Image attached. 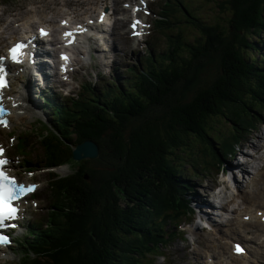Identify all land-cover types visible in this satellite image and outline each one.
<instances>
[{"label": "trees", "instance_id": "obj_1", "mask_svg": "<svg viewBox=\"0 0 264 264\" xmlns=\"http://www.w3.org/2000/svg\"><path fill=\"white\" fill-rule=\"evenodd\" d=\"M162 1L156 26L173 47L141 59L125 81H107L105 90L85 84L69 100L41 96L52 116L51 127L40 131L42 166L69 165L72 172L49 173L47 224L31 226L34 240L21 242L20 264H137L153 256L164 227L187 216L167 183L177 151L192 150L203 134L205 149L218 161L241 135L215 141L208 129L219 120L247 129L253 123L247 111L255 117L264 110V47L258 42L264 0H212L223 18L212 22L193 1ZM88 138L101 148L100 158L74 161L73 147ZM30 147L26 131L16 150L26 157ZM33 164L26 160L23 167ZM144 216L151 229L138 226Z\"/></svg>", "mask_w": 264, "mask_h": 264}, {"label": "rangeland", "instance_id": "obj_2", "mask_svg": "<svg viewBox=\"0 0 264 264\" xmlns=\"http://www.w3.org/2000/svg\"><path fill=\"white\" fill-rule=\"evenodd\" d=\"M132 1L139 0H1L0 4V55L6 52V48L13 40L18 38H25L26 33H32V35H37L38 28L42 25H50L53 30H55V36L53 39L57 41L62 35V25H66L71 28L72 23H63L62 21H94L98 20L100 22H106V25H101L105 29H109L108 32H105L101 36V43H95L96 45H91V52L80 53L78 47L73 49L74 59L81 62L78 68V62L76 61L72 67V72L69 73L71 77L67 83H57L54 82V86L59 85L55 93L61 95L62 97L75 96L79 97L80 93H83L84 84H92L98 89H106L107 81L111 83H116L119 78L123 81L128 77L127 70L132 66L141 67V59L146 55L147 48L153 47L154 50H163L165 46H168L169 39L165 36L162 29H155L156 18L161 11L163 4L162 0H141V1H151L148 5L151 15L149 16L148 26L149 29L146 31V37L143 40H136L135 42L130 41L132 39L130 32V23L129 14L127 9V4ZM186 1V0H183ZM195 6L196 12L200 13L204 19L209 21H214V18L223 20L221 14L222 9L217 8V5L212 4V0H192ZM116 6H119L121 9L120 12L115 11ZM104 9H108L107 12H104ZM127 9V10H126ZM124 10L127 13H124ZM109 18V19H108ZM125 23V27L117 28L119 23ZM221 22V21H220ZM10 23H12L10 25ZM116 29H113V27ZM113 29V30H112ZM112 30V36H110V31ZM16 31V32H15ZM15 32V33H14ZM116 33L118 38L121 36L127 35L129 37L128 43H123L119 39L118 44L119 49L125 52L122 53L121 58H117V55L112 54L111 44L114 41ZM264 39V34L262 35ZM104 39V40H103ZM94 42V41H92ZM91 43V42H90ZM100 44V45H98ZM61 44L55 45V51L57 52L60 49ZM156 47V48H155ZM81 48V47H80ZM55 52V54H56ZM78 68V69H77ZM20 73V72H17ZM20 75V74H19ZM19 79H14V86L10 90V95L15 96L16 100L23 103L17 98V95L22 94L23 90L26 89V83L30 80V76L23 72ZM60 80V78H58ZM65 80V78H64ZM61 79V81H64ZM34 83V82H32ZM35 84V83H34ZM31 93L34 92V89H31ZM41 91V90H40ZM50 90L47 89L45 92L39 94L48 93ZM28 103L31 101L32 106L30 107L35 116H32L28 113H16L10 121L9 127L0 129V144L4 145L7 148V154L11 159L12 165L11 169L15 174L20 175L22 179L29 178L31 175H25L22 171L21 164L24 161V158L19 156L16 153V138L18 137L21 131H27V129L34 128L36 131L37 124L40 121L41 107L39 103L35 100V96L28 95ZM247 105L251 108V102H247ZM24 112V111H21ZM249 114H253L247 111ZM258 113V112H256ZM43 117L49 121V113H41ZM262 119L255 116L258 119V127L255 132H253L250 137L243 144L250 146H259L264 142V112L261 114ZM232 127L229 122L219 120L215 125L214 130L208 129L212 136L224 137L228 136ZM30 135V134H29ZM209 135V134H208ZM38 135L33 134L31 137V150L30 157L33 158L38 156L39 161L43 157V151L38 145ZM205 135L201 134L197 138H194L195 146L192 150L187 151L184 156L183 152L179 153L177 151L176 155L173 157V171L174 175H183L185 179H191L192 181H200L201 183H211L213 184V191L210 194L208 188L205 185H200L196 188L197 194L201 195L205 201L209 202L213 197L215 201L222 203L227 199H230L232 193H236V188L231 185L234 184L235 180L239 181L238 183L242 185V191L249 193L253 186L250 184V178L255 176L258 178V181L264 180L262 175H258L256 171L254 173H245V178H242L240 174L236 172L224 175L223 170L226 166L229 168L230 164H238V157L235 159L228 158L227 164L223 167L211 166L209 170H205V164L201 167V171L198 174H193L189 169V166H183V164L194 163V158L190 157V154H195V158L199 163H202L204 160L213 162L211 156L205 149L204 142H202ZM218 137V138H219ZM243 146V145H242ZM218 147V145H216ZM264 143L260 149V152L256 154L260 156V159H255L251 165H248L247 170H252V165H259L264 163ZM214 153V152H213ZM215 154V153H214ZM254 155V154H253ZM252 157V156H251ZM33 161V160H31ZM196 166V163H194ZM245 166V165H244ZM40 169L39 167L34 168V171ZM70 171V170H69ZM69 171H58L61 175L69 174ZM29 181H35L40 183V189L37 192V195L40 196V200L35 201L27 199L23 202L25 207V213L23 216H27L24 224H28L33 220L34 217H38L40 220L44 219L47 214L48 204L50 202L49 194L47 191V183L49 181V174L46 170H39V172L34 173ZM225 182V183H224ZM169 185V181H167ZM220 183V184H219ZM219 188L215 190L216 187ZM189 193L186 195V198L193 199V206H199L201 209H197V212L188 216L190 218V224L183 225L179 230H182L184 233V239L175 238L172 240L167 249L163 251L166 253L167 258L163 257H154L150 258L146 264H190L189 262H195L196 264H202V257L205 260L209 259L211 262L216 264L218 260L223 261L225 264H240L237 261H243L244 258H233L231 255L232 246L228 245L227 239L236 235L238 232L243 231V228L233 220L232 216L229 215L226 210L219 209H210L211 211L218 212L220 216L206 215L203 216L207 211V208L204 205L199 204L194 201V199L199 200L198 197L194 198L192 192V185H188ZM220 193V197L217 198L216 192ZM211 195V197H209ZM243 196L237 199V203H241ZM234 207L238 205H230V209L233 210ZM234 212V211H233ZM236 213V212H235ZM246 213L245 206H242L239 209L238 214L242 219V215ZM197 216V217H196ZM203 216V217H202ZM248 216V215H246ZM234 217V216H233ZM247 217L244 218V220ZM230 220V222H228ZM173 224H170V228ZM186 226V227H184ZM232 229L235 231L233 232ZM208 233H213V236ZM202 235L206 240H211L208 250L204 248L203 245H199L196 242V238ZM264 236V234H262ZM251 237H254L251 234ZM255 238V237H254ZM186 245H190L186 247ZM200 247L198 252L194 251V248ZM251 250L261 248L258 241H253L251 243ZM251 252V251H250ZM212 253H215V258H212ZM249 254L247 259H249L251 264H262L264 258H255ZM18 256L14 255L11 251L5 250V252H0V264H15L18 261Z\"/></svg>", "mask_w": 264, "mask_h": 264}, {"label": "bare ground", "instance_id": "obj_3", "mask_svg": "<svg viewBox=\"0 0 264 264\" xmlns=\"http://www.w3.org/2000/svg\"><path fill=\"white\" fill-rule=\"evenodd\" d=\"M120 8L119 6H116L115 8V11L117 12H120ZM124 13H127L125 10H124ZM109 19V18H108ZM82 22V21H81ZM83 23V24H82ZM82 26H84V23L85 22H82ZM106 25H107V21L105 22ZM12 23H10L11 25ZM74 25H78V23H73ZM123 28L125 27V23H119L118 24V27L117 28ZM78 29H81V28H72V31L74 32V34H77V31ZM113 29H116V27L114 26ZM112 29V30H113ZM67 30H69V28H65L63 30V33H65ZM89 30L91 31L92 33V37H94L98 42H102L100 41L101 38L99 39L98 37H101L104 35L105 33V30L101 27V26H92V27H89ZM16 32V31H15ZM14 32V33H15ZM27 35V38L29 37H32V33L30 34H25V36ZM110 35L112 36V33H110ZM38 36V35H37ZM69 38H65L63 37V39L60 41H58V44H64L63 46L61 47H65V46H68V45H71V47H73V41L70 42L68 40ZM75 39V38H74ZM90 39V41H88L92 46L93 45H96L95 43H98V42H92L93 40L88 37V40ZM119 39L121 41H123V43H128L129 41V37L127 35H124V36H121L120 38H118V34L116 33L115 35V38H114V41L113 43L111 44V52L112 54L114 55H117V58H121L122 56V53L125 52V55H126V48L124 47V51L123 50H120L119 49V46L118 44H116L117 42H119ZM104 40V39H103ZM81 40H78V41H74L75 43L78 42V45H81V48H78L79 52L80 53H83L84 52V48L86 47V44H83V43H79ZM130 41H133L135 42L136 39H131ZM84 42H87L86 40H84ZM33 44L36 45V48L40 47L37 43L33 42ZM85 45V46H84ZM100 45V44H98ZM62 52H60L59 54H61ZM34 54V53H33ZM35 55H36V58H37V61L36 63L34 62V65H31L30 69L28 70L29 71V74L32 75L31 79L28 80V83H26V89H24V93H26V95H17L19 97V100L23 101L24 104H26V107H20L19 110H24L26 109L27 110V113L28 114H31L32 116H35V113H33V111L31 110L30 108V103H28V95L32 96L31 94V83L34 81L37 85L38 83L41 84L43 86V88L45 89V91H47V89H49V95H52L53 93H55V91L58 87V84L57 86H54V80L52 79V71H51V67L52 65L54 66V60H52V53H51V50L48 46L44 45L42 48H38L35 50ZM46 56L49 57V59H46ZM48 60V61H47ZM65 60H69L72 65H73V61L71 57H68V59H65ZM77 60V59H76ZM78 61V60H77ZM48 63H50V65H48ZM78 63L81 64V62L79 61ZM52 64V65H51ZM62 63H60V66L62 68ZM31 72V73H30ZM64 75V74H63ZM62 75V76H63ZM66 80V79H65ZM64 80V81H65ZM55 81L58 83V79L55 75ZM40 93V92H38ZM57 93V92H56ZM55 93V94H56ZM38 96V95H37ZM15 102H17V100H15ZM15 110V109H14ZM18 108H16L15 111H17ZM41 111L43 113H46L47 114V110H43L41 109ZM49 113V112H48ZM48 115V114H47ZM49 119L52 121V116L51 114L49 113ZM41 123V121H39ZM27 132L28 134H30V136H33V134H37V128H36V131L34 130V128H31V129H27ZM26 138V137H25ZM264 143V142H263ZM262 144H260L259 146H251V148L253 149L254 153H258V151H260L261 147H262ZM260 157L255 155V156H252V157H249V161L246 163V165L244 166H240L241 167V171L243 172H248L247 171V166L249 164H251L255 159H259ZM234 164H232L231 166H233ZM238 165H240L239 161H238ZM256 170H257V174L258 175H262V177H264V163L263 164H259L256 166ZM59 171H62V172H65V171H68V168L65 166V167H62V168H59ZM50 172H48L49 174ZM239 181H237V179L235 180L234 178V188H236V193H233L232 197L228 200H226L225 202L222 203V209L224 210H231L230 209V205H238V207H234L233 208V211L236 212L237 214V211L239 209H241V206H244L246 204V202H250L252 203L253 200H252V193H245L244 191H242V185H240L238 183ZM190 184L192 185V192L195 193L194 194V198L195 197H198L199 200L201 201H198L196 199H194L195 202L199 203V204H204L205 206H212L209 202H206L205 199L203 197H201V195L197 194V191H196V188L199 187L200 185H205L206 188H208V192H206V194H209L211 191H212V188H213V184L211 183H208V184H205V183H201L200 181H191ZM250 184L253 186V189H255V194L257 197H259L263 191H264V180L262 181H258V178H256L255 176H252L250 178ZM241 196H243V200H242V203H237V199ZM22 208H25L24 206H22ZM264 208V202L263 203H259L258 204V207L256 209V211H251L249 214L252 215L251 217V221L249 223H246L245 220H241V223L249 228H246L247 231H249L247 234L245 235H238V239L240 241H243L247 247H249V250L252 251L253 255L255 258H264V237L262 236L261 232L260 231H263L264 232V222L261 221V210ZM203 217V216H202ZM244 222V223H243ZM244 227V226H243ZM254 229H257L255 230L254 233H252L254 235V237H251V232L254 231ZM209 235L213 236V233H208ZM29 236H34V230L29 229ZM211 240H206V238L202 237V235L198 236L196 238V242L199 244V245H203L204 248H206L208 250L209 248V242ZM228 245L233 242V240L231 238H229L228 240ZM255 242V241H258L259 245L261 248L259 249H256L255 250H251V243L252 242ZM236 242V241H234ZM190 245H186V247H189ZM200 247L196 246L194 248V251L198 252ZM247 254H250L251 255V252H248ZM213 256H215L216 254L215 253H212ZM235 257V256H234ZM243 257V256H242ZM246 262H250L249 259H246L245 260ZM207 264V263H206Z\"/></svg>", "mask_w": 264, "mask_h": 264}, {"label": "water", "instance_id": "obj_4", "mask_svg": "<svg viewBox=\"0 0 264 264\" xmlns=\"http://www.w3.org/2000/svg\"><path fill=\"white\" fill-rule=\"evenodd\" d=\"M100 157L99 145L93 140H85L79 144L73 152V158L76 161H82L85 159L95 160Z\"/></svg>", "mask_w": 264, "mask_h": 264}]
</instances>
